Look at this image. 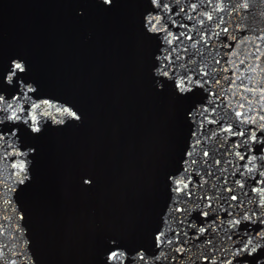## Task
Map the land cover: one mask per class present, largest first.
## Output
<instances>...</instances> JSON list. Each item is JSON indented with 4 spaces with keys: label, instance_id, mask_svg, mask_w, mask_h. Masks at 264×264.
<instances>
[{
    "label": "water",
    "instance_id": "obj_1",
    "mask_svg": "<svg viewBox=\"0 0 264 264\" xmlns=\"http://www.w3.org/2000/svg\"><path fill=\"white\" fill-rule=\"evenodd\" d=\"M167 2L168 9H159L163 23L176 20L171 30L183 33L169 46L175 49L169 67L181 76L192 71L204 81L194 85L200 91L182 100L170 88L157 91L152 81L151 53L160 34L146 37L141 30L143 17L156 7L150 0H114L111 6L103 0H0V67L12 55L23 56L28 75L39 83L24 89L27 81L17 76L16 102L30 107L47 99L62 107L70 99L82 113L71 123L53 111L64 120L57 126L43 115L46 106L37 111L47 127L30 145L37 151L28 157L33 176L24 186L14 175L12 157L0 160V264H101L106 237L144 245V264H217L197 258L209 249L221 259L234 255L237 264H257L264 256V236H256L264 216L242 215L264 211L259 203L264 192L251 190L264 188V129L259 127L264 124V0ZM229 122L232 129H225ZM192 131L200 142L193 146L201 157L193 166L199 172L190 173L189 210L174 212L164 173L179 164ZM251 134L257 139H245ZM235 178L245 183L233 188ZM205 196L211 205L191 207ZM180 206L185 207L183 197ZM204 211L208 217L200 215ZM232 215L240 223L224 224ZM210 219L215 228L205 223ZM162 221L167 232L180 227L175 234L181 239L158 245L163 256L154 261L150 234ZM194 222L205 224L206 231L191 235ZM249 237L255 250L235 254ZM179 243H184L182 253L175 251Z\"/></svg>",
    "mask_w": 264,
    "mask_h": 264
},
{
    "label": "snow or ice",
    "instance_id": "obj_2",
    "mask_svg": "<svg viewBox=\"0 0 264 264\" xmlns=\"http://www.w3.org/2000/svg\"><path fill=\"white\" fill-rule=\"evenodd\" d=\"M113 2L114 0H103V4L107 6H111ZM150 5L156 7L143 17L141 21V30L146 37H149L150 33L160 34V43L151 53L152 60L149 66L150 72L154 74L152 75L153 84L156 90L159 92H164L170 88L171 95H173L177 100H182L186 97L193 96L196 92L200 91V89L198 87H194V85H201L204 83V81L199 78H194L196 74L192 71H187L181 76L177 75L169 67L172 52L175 51L174 48L169 50V46L176 43L178 36H183V33L174 35L173 31L171 30V25L177 24L176 20L168 18L169 23H163L162 13L159 11V9H168L169 3L167 0H150ZM196 6V4L192 5V7ZM217 6L219 7L220 5L218 4ZM244 6L247 7L248 5L245 3ZM205 15L207 16L208 14L205 13ZM158 21L160 22V26L157 24ZM144 29H146V31ZM201 39H203V37H201ZM193 43H195V41H193ZM199 71L203 72L204 68L201 67ZM28 73V61L25 57L20 55L10 56L6 62V65L0 67V160H3L4 157H12L11 166L17 170L14 175L19 180L21 186H24L27 182H30L33 176V169L28 157L30 155H34V153L37 151V148L35 146L30 147V145H32V141L34 139L42 135L43 131L47 127V125L42 126L41 117L37 114V111L42 110L46 106L48 111L43 112V115L51 117L53 123L57 126H63L64 120L60 119L59 116H52L53 111L57 114H63L66 117L71 118L69 121L71 123L80 121L82 119V113L80 109L70 99L66 100L62 107H55L52 102L47 99L37 100L36 102L31 103L30 107L27 104L24 107H21V104L16 102L20 92L17 91L16 95H12V91H16L17 76H23L24 80L27 81V83L24 84V89H28L32 86L37 88L39 87L38 81L34 80L32 76L28 75ZM262 91H264V89H262ZM5 92H7V95H5ZM10 101L16 103L13 104L10 103ZM193 106H195V101H193ZM203 107L208 108L209 105L203 104ZM185 111L187 117H193V111H188L187 109ZM236 115H241L239 110H237ZM243 119L247 120L248 117H243ZM232 127L233 126L230 122L224 124L225 129H232ZM259 127L264 129V124H261ZM217 131H220L219 127H217ZM233 134L238 135L236 133ZM196 135L197 133L195 131L190 133L186 150L184 151V155L180 159L179 164L174 168L168 169L164 173V183L166 188L169 190V203L173 206L174 212L188 211L189 209L187 200L194 194L191 190L193 175L190 173L199 172V169H194L193 166L196 165L199 160H201V157L196 155V150L193 148L194 145H199L200 143L199 140L195 139ZM14 137L16 138V144L12 143ZM225 139H227V137H225ZM245 139L256 140L257 135L251 134L246 136ZM260 139L264 141V136H261ZM209 155L210 152L207 149H204L202 156L207 158ZM236 155L240 156L241 153L237 152ZM247 159L254 160L255 156L248 155ZM215 162L219 164L221 161L216 160ZM244 167H248V165L245 164ZM261 174H264V170L261 171ZM197 178L202 182L208 179L207 176H198ZM212 179H215V177L213 176ZM82 183L88 184L91 183V181H87L82 178ZM232 183L234 188L236 185L244 184L245 181L235 178ZM251 190L253 192H264V188L253 187ZM182 197L184 198L185 204L183 209H181L180 206ZM237 199V195L233 192L231 195V200L235 201ZM212 202V199H209L207 196H205L203 201H197L196 203H193L191 207H206L207 205H211ZM259 203L264 205V196L260 197ZM224 207V205H220L221 210H223ZM19 214L23 216L24 213L22 209L19 211ZM200 215L208 217L209 212H200ZM242 215L245 219L250 220L252 216H264V211L252 212L251 215L249 212L244 211ZM165 216L171 218L172 213L166 212ZM188 219H190V217L186 218L183 223H187ZM219 219V216L215 217V220ZM258 222L260 224H264V220H260ZM205 223L210 227H216L214 220L210 219ZM233 223H240V220L236 215H232L230 218H225L224 220V224L229 226H231ZM222 227L223 226H221V228ZM179 231L180 227H177L175 232H167L163 230V221L159 227L152 229L150 235L153 251H156L157 253V255L153 257L154 261H158L161 256H163V252H161L157 246L168 241H180L181 237L175 234ZM205 231V224L194 222L191 225L190 234L197 235L199 233H204ZM184 235L188 236L189 233H184ZM256 236H264V228H261L260 231L256 233ZM248 239L249 243H242L234 250L235 254H239L242 249L248 253H252L255 250L257 245L251 243L254 237H249ZM184 243H187V241H184ZM184 243H179L175 251L181 253L184 252ZM207 243L210 244L211 241H207ZM191 255L192 253L189 252L188 256ZM224 255L226 258L221 259L220 256L209 249V254L199 255L197 258L205 262H217V264H228L229 261H232L233 264H237L234 255H229L228 253H225ZM147 258L148 251L144 245L137 244L135 246H129L119 242L118 240H109L108 237L105 238V244L101 252V264H144V261ZM173 258L176 259L177 257L174 256ZM262 261H264V256H261L260 260L257 261V264H261ZM189 264H191V261H189ZM245 264H247L246 260Z\"/></svg>",
    "mask_w": 264,
    "mask_h": 264
},
{
    "label": "clouds",
    "instance_id": "obj_3",
    "mask_svg": "<svg viewBox=\"0 0 264 264\" xmlns=\"http://www.w3.org/2000/svg\"><path fill=\"white\" fill-rule=\"evenodd\" d=\"M82 11H83L82 9H79V8L77 9L78 13H81Z\"/></svg>",
    "mask_w": 264,
    "mask_h": 264
}]
</instances>
